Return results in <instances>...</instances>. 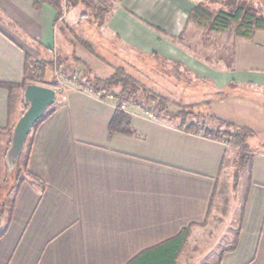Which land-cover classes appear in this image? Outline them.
<instances>
[{
	"label": "crops",
	"instance_id": "obj_1",
	"mask_svg": "<svg viewBox=\"0 0 264 264\" xmlns=\"http://www.w3.org/2000/svg\"><path fill=\"white\" fill-rule=\"evenodd\" d=\"M200 1L204 0H117L100 30L109 38L119 37L125 50L151 49L171 66H186L196 80H208L220 94L206 102L223 100L221 88L233 79L263 105L264 29L246 38L232 25L217 31L199 24L189 13ZM13 19L20 21L21 31L12 25ZM54 27L50 5L37 8L34 0H0V82L23 81L28 56L40 58L59 47L61 53L69 54L67 48L70 54L77 52L63 35L60 45L55 42ZM204 28L210 35L231 33L230 41L220 42L221 49L231 44V54L218 59L221 78L213 76L215 59L181 47ZM85 54L79 57L88 59ZM103 72L95 75L107 76L112 70ZM15 94L11 105L10 91L0 85L1 127L14 126L26 108L24 87ZM53 104V112L34 133L30 174L19 187L8 229L0 237V264H129L186 227H191V239L211 226L223 176L227 171L234 174L228 158L230 152L236 154L235 148L138 111L131 113L133 133L116 131L109 136L116 104L85 91L62 92ZM223 115L217 117L240 125ZM11 132L0 131L2 167L7 164ZM254 152L238 242L223 253L220 264H264V150Z\"/></svg>",
	"mask_w": 264,
	"mask_h": 264
},
{
	"label": "rangeland",
	"instance_id": "obj_2",
	"mask_svg": "<svg viewBox=\"0 0 264 264\" xmlns=\"http://www.w3.org/2000/svg\"><path fill=\"white\" fill-rule=\"evenodd\" d=\"M115 1L117 0H95L96 4L105 7L102 12L94 7L88 8L83 4L64 9L63 15L54 23L55 42L61 44V37L65 36L66 45L67 43L69 45L70 42L73 43L77 52L74 50L70 54L71 49L67 48L70 51L69 54L67 52L61 53L60 44L58 45V50H53V53L46 51L43 56V53L40 52L42 55L41 59L54 60L53 68L48 69L46 81L41 83L54 86L58 90V95L67 90L75 89L87 92V88H82L81 84L92 87L93 85L89 81L95 74H106L103 70L109 71L113 69L112 65L105 62L123 65L138 77L148 89V91L143 93L140 91L137 97L133 99L124 100L122 107L125 103V111L130 114L138 111L146 115L149 110L153 112L155 118L165 116L164 118L166 119L171 113L192 111V114L190 113L187 117V122L197 119L203 125L213 127H218L216 117L224 114L237 120L240 125L253 129L254 133L249 138L251 147L253 150H264V104H260V99L248 97L251 94H249L245 85L232 79L221 88L226 96L223 100L214 99L211 102H206L204 101L206 98H215V96L220 94L216 92V89L208 80L207 82L196 80V78L190 76L193 74L186 66L180 64L171 66L165 62L166 57L161 54L157 55L156 52L150 51L151 49L148 52L145 49L139 51L125 50L126 46L120 42L119 37L109 38L106 36L107 34L104 35L103 31L100 30L101 27L105 26L109 10L113 7ZM204 2L213 11L219 9L234 10L239 5L257 7L260 11L264 10V0H204ZM5 24L8 26L10 23L6 20ZM12 25L15 28H20L19 31L22 30L20 21L13 19ZM235 25L236 22L232 24L231 29H234ZM207 29L204 28L202 33H193L189 37L184 34V39L188 37L189 40L188 42L184 41L181 47L196 56L204 57L208 55V57L215 59L212 61L213 63L216 62L215 64L217 65L219 63L218 59L222 54H231V44H228L226 49H221L223 46L220 44V42L230 41L231 33H212L210 35L208 33L210 29ZM15 36H18V34H15ZM210 37V42H207L208 44L206 45L205 42ZM127 40L129 41L130 39ZM189 42L190 45L188 44ZM86 43L92 49L87 47ZM34 47H36V50L41 51L38 43H34ZM36 50L33 49L32 52L35 54ZM86 51L87 54H85ZM80 52H83L89 58L83 60L82 56V58L79 57ZM58 55H61L62 58H67L61 66L58 65V59H56ZM36 59H39V57H29L30 62ZM78 59L83 61L84 65H80ZM213 68V76L221 78V74L217 72L219 71L217 70L218 65ZM53 78L56 79V84H50L49 81H52ZM114 91L116 92V90ZM149 92H154L167 98V111L160 109L157 101L149 99ZM107 99L113 100L117 104V98ZM170 121L181 124L183 118L174 117ZM238 157V152L236 154L234 151L229 153L230 172L235 171ZM16 167L10 170L7 164L3 167L0 166V204L6 202V213L0 217V231L6 224L10 201L14 196ZM247 175L248 172L244 169L237 184H235L233 175L230 176L228 171L224 174L216 197L215 212L211 216V226L207 227L206 231L202 233H196L191 239L189 237L181 256L180 264L214 262L218 258L219 252L232 244L238 226Z\"/></svg>",
	"mask_w": 264,
	"mask_h": 264
},
{
	"label": "trees",
	"instance_id": "obj_3",
	"mask_svg": "<svg viewBox=\"0 0 264 264\" xmlns=\"http://www.w3.org/2000/svg\"><path fill=\"white\" fill-rule=\"evenodd\" d=\"M34 4L37 8L45 4L50 5L54 10V23L57 21L58 18L63 15L64 9H69L70 6L74 7L78 6L79 4H83L88 8L94 7L96 9H99L100 12H102L105 8L96 4L95 0H34ZM189 18L202 25L209 24L213 30L217 31L225 30L229 28L234 22H236V34L238 36L246 38L251 37L256 29H264V14L253 6L239 5L234 10L219 9L217 11H213L206 5L204 1H200L191 9L189 13ZM86 45L87 47L92 49L88 43H86ZM56 59H58L57 62L59 66H61V64H63V62L67 60V58L65 57L62 58L61 55H58V58ZM53 65L54 60L39 58L30 62L29 58L26 57L25 78L23 81L0 82V85L7 88L11 93V105H13L16 100L15 91L18 88L25 87V85L31 81H46L45 79L48 69H52ZM111 65L113 69L110 74H108L107 76L95 75L90 79L89 83L93 85V87L97 90L103 87L106 93L113 89L117 92L116 98L118 99V101L113 116L111 117L108 125L109 136H111L116 131L133 133L131 114L122 108V102L124 100L126 101L128 99H133L137 97L140 91L143 93L145 91H148V89L139 80V78L136 77L133 73H131V71H129L125 66L115 65L112 63ZM49 82L50 84L57 83L55 78H53L52 81ZM148 94L150 100L158 102V104L160 105V109L167 111V98L160 96L154 92H149ZM54 106L55 105L52 104L46 110L45 114L37 120L30 134L28 135L24 150L21 153L18 163L16 165L17 167L15 173V192L13 198L10 201V207L8 209L7 214V221L4 228L0 231V237L4 235L8 229L19 187L24 181L26 175L30 174V171L28 169V159L34 141L35 130L53 112ZM191 112L192 111H181L178 113H171L170 115H168V119L170 120L174 117H182L183 121L180 125L183 126L187 131H201L207 137L225 141L230 146L235 148L238 152L239 157L236 169L233 174L234 182L235 184H237V181L240 178L241 173L242 171H244V169L248 172L247 180L248 182H250L251 170L255 156V152L249 142L250 136L254 133L253 129L244 125H238L232 121H228L216 116L215 117L218 121V127L203 125L202 122L197 119L187 122V117ZM195 116H197V114H195ZM13 127L14 126H0V131L6 128L12 131ZM246 199L247 191L244 195V203L241 208V214L243 213ZM5 204L6 202H2L0 204V217L4 216L6 213ZM241 223L242 215H240L239 225L236 229L235 238L232 245L229 248L224 249L222 252H220L218 260L211 264H220L223 253L227 250H233L236 247ZM190 232L191 227L184 228L175 237L143 251L137 257H135L129 264H176L178 257L183 252L185 245L187 244Z\"/></svg>",
	"mask_w": 264,
	"mask_h": 264
},
{
	"label": "water",
	"instance_id": "obj_4",
	"mask_svg": "<svg viewBox=\"0 0 264 264\" xmlns=\"http://www.w3.org/2000/svg\"><path fill=\"white\" fill-rule=\"evenodd\" d=\"M57 95L58 90L49 84L31 81L25 85L24 101L27 106L14 124L6 151L5 159L10 170L16 167L34 124L55 102Z\"/></svg>",
	"mask_w": 264,
	"mask_h": 264
},
{
	"label": "built area",
	"instance_id": "obj_5",
	"mask_svg": "<svg viewBox=\"0 0 264 264\" xmlns=\"http://www.w3.org/2000/svg\"><path fill=\"white\" fill-rule=\"evenodd\" d=\"M81 86H82V88H87V90H88L87 92L88 93L96 95V96H98V97H100L102 99H104V98H106V99L107 98H116V95H117V92H115L114 90H111V92L109 91L108 93H106L105 89L103 87H101L99 90H97L93 86L92 87L91 86L87 87L84 84H81ZM103 95H105V96H103ZM125 105L126 104L124 103V105L122 107L123 109H125ZM146 115L151 117V118H155V116H153L154 115L153 112H151L149 110L146 112Z\"/></svg>",
	"mask_w": 264,
	"mask_h": 264
}]
</instances>
